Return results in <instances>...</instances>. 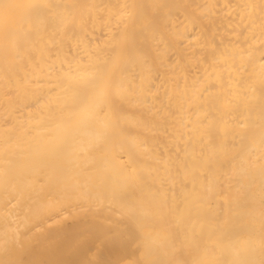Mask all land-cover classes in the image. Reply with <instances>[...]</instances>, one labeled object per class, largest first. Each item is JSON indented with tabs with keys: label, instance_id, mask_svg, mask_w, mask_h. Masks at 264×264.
<instances>
[{
	"label": "bare ground",
	"instance_id": "bare-ground-1",
	"mask_svg": "<svg viewBox=\"0 0 264 264\" xmlns=\"http://www.w3.org/2000/svg\"><path fill=\"white\" fill-rule=\"evenodd\" d=\"M0 264H264V0H0Z\"/></svg>",
	"mask_w": 264,
	"mask_h": 264
}]
</instances>
